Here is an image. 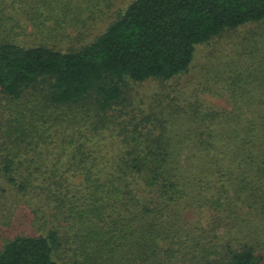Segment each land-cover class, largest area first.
<instances>
[{"label":"trees","instance_id":"trees-1","mask_svg":"<svg viewBox=\"0 0 264 264\" xmlns=\"http://www.w3.org/2000/svg\"><path fill=\"white\" fill-rule=\"evenodd\" d=\"M75 3L0 0V170L43 203L41 233L7 241L0 264L260 263L264 0H134L89 43L46 42L85 37L64 25ZM249 27L251 64L206 86L229 106L165 91L199 45ZM148 80L163 85L149 102L130 85Z\"/></svg>","mask_w":264,"mask_h":264},{"label":"rangeland","instance_id":"rangeland-1","mask_svg":"<svg viewBox=\"0 0 264 264\" xmlns=\"http://www.w3.org/2000/svg\"><path fill=\"white\" fill-rule=\"evenodd\" d=\"M134 0H93L92 7H85L86 0H76L75 10L67 16L65 22L66 31L72 33L76 37V34L86 33L85 37L80 39H63L58 37L52 40H45L51 44L60 45L63 47L75 46L78 47L82 44L93 41L98 35L106 30L113 19L124 10ZM78 4H84V9H77ZM93 13V17L89 20L86 19L90 13ZM82 20L86 24L79 26L74 24L73 20ZM81 21V22H82ZM82 22V24L84 23ZM255 27V26H252ZM252 28H240L233 30H226L220 36H217L208 44L199 45L195 51V60L193 61L190 69L187 73H184L172 83H168V89L184 88L187 92L190 88L203 87L206 89L205 94L202 97L208 104L214 106L227 107L228 100L224 97L214 96L211 92L207 91V87H211L212 90L217 89V76L218 72H241L243 67H247L251 64V52L252 40H243V36L248 34V30ZM86 31V32H85ZM248 31V32H246ZM262 31V30H261ZM42 38V35L39 34ZM20 41L30 43L39 41L34 35L24 33L19 37ZM258 72V71H256ZM134 85V90L138 91L139 95L143 96L148 102L152 99L154 94L161 92L162 84L158 80H148L144 83H130ZM129 85V86H130ZM11 102L0 93V145L3 146L5 141H9L8 136L4 134L7 129L6 120L10 117ZM8 151L3 153L4 156L8 155ZM0 158V162L2 161ZM26 164V163H25ZM25 164H18L15 171L18 173L17 177L21 182H26V176L28 168ZM31 165V164H30ZM36 164L31 166L35 167ZM38 168L43 170V166L39 164ZM19 188L18 183L11 182L9 177L0 170V249L3 248L5 243L17 236L21 235H38L41 233L39 227V215L38 208L43 204L41 197L37 198L33 191L27 192ZM37 194V193H36ZM46 203V202H45ZM47 205V204H46ZM45 206V204H44ZM42 215V214H41ZM40 215V216H41ZM258 264H264L262 260Z\"/></svg>","mask_w":264,"mask_h":264}]
</instances>
